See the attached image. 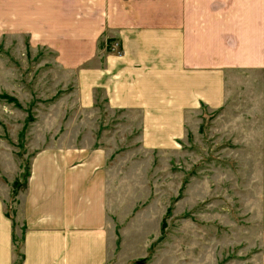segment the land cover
<instances>
[{
	"label": "rangeland",
	"instance_id": "1",
	"mask_svg": "<svg viewBox=\"0 0 264 264\" xmlns=\"http://www.w3.org/2000/svg\"><path fill=\"white\" fill-rule=\"evenodd\" d=\"M241 1L251 14H236L252 23L236 21L233 49L220 47L228 61L219 62L218 96L206 99L215 79L204 76V98L189 100L195 108H111L105 87L88 85L84 65L68 68L27 37L0 42V192L11 189L8 210L36 159L100 150L122 181L120 264H264L263 0ZM242 32L251 33L245 44ZM114 40L108 48L119 54Z\"/></svg>",
	"mask_w": 264,
	"mask_h": 264
},
{
	"label": "crops",
	"instance_id": "2",
	"mask_svg": "<svg viewBox=\"0 0 264 264\" xmlns=\"http://www.w3.org/2000/svg\"><path fill=\"white\" fill-rule=\"evenodd\" d=\"M238 4L0 0V42L27 37L31 45L53 48L68 68L84 65L88 85L104 86L111 108H195L189 100L204 98V76L215 79L206 99L218 96L219 62L228 61L220 58V47L233 49L236 21L252 23L242 14H251L252 7ZM261 4L263 21L264 0ZM250 35L242 32L243 44ZM113 38L120 55L108 48ZM232 49L226 55L234 60ZM48 154L33 162L12 210L11 189L0 192V264H120L123 201L117 167H107L100 150Z\"/></svg>",
	"mask_w": 264,
	"mask_h": 264
},
{
	"label": "water",
	"instance_id": "3",
	"mask_svg": "<svg viewBox=\"0 0 264 264\" xmlns=\"http://www.w3.org/2000/svg\"><path fill=\"white\" fill-rule=\"evenodd\" d=\"M138 264H142V261H137Z\"/></svg>",
	"mask_w": 264,
	"mask_h": 264
}]
</instances>
